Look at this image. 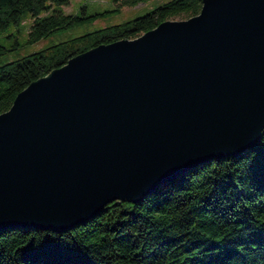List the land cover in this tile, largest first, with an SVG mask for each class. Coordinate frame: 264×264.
Masks as SVG:
<instances>
[{
	"label": "water",
	"instance_id": "1",
	"mask_svg": "<svg viewBox=\"0 0 264 264\" xmlns=\"http://www.w3.org/2000/svg\"><path fill=\"white\" fill-rule=\"evenodd\" d=\"M264 129V0H202L30 82L0 113V229L61 232Z\"/></svg>",
	"mask_w": 264,
	"mask_h": 264
},
{
	"label": "trees",
	"instance_id": "2",
	"mask_svg": "<svg viewBox=\"0 0 264 264\" xmlns=\"http://www.w3.org/2000/svg\"><path fill=\"white\" fill-rule=\"evenodd\" d=\"M146 0H113L92 15L64 14L67 0H0V32L25 14L27 42ZM202 0H168L124 22L92 30L0 66V113L30 82L101 44L133 39L168 19L199 13ZM84 7H82L83 9ZM8 51L0 44V56ZM0 264H264V129L256 147L212 159L162 183L140 202L108 203L61 232L0 229Z\"/></svg>",
	"mask_w": 264,
	"mask_h": 264
},
{
	"label": "rangeland",
	"instance_id": "3",
	"mask_svg": "<svg viewBox=\"0 0 264 264\" xmlns=\"http://www.w3.org/2000/svg\"><path fill=\"white\" fill-rule=\"evenodd\" d=\"M167 1L146 0L134 6H123L116 12L97 16L93 20H88L72 28L55 32L34 43L27 42L28 31L33 18L30 14H25L18 23L11 24L4 31L0 32V44L8 49L5 54L0 56V66L69 38L138 17ZM82 7L84 8L82 9ZM115 7L116 5L113 0H67L65 4L52 5L40 16L50 13L53 9L59 10L64 14L84 16L109 11Z\"/></svg>",
	"mask_w": 264,
	"mask_h": 264
},
{
	"label": "bare ground",
	"instance_id": "4",
	"mask_svg": "<svg viewBox=\"0 0 264 264\" xmlns=\"http://www.w3.org/2000/svg\"><path fill=\"white\" fill-rule=\"evenodd\" d=\"M90 219V218H89Z\"/></svg>",
	"mask_w": 264,
	"mask_h": 264
}]
</instances>
